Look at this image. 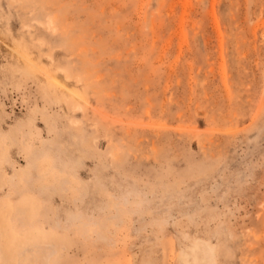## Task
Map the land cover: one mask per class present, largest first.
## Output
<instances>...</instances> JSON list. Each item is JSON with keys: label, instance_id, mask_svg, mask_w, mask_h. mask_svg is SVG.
Listing matches in <instances>:
<instances>
[{"label": "rangeland", "instance_id": "374dc122", "mask_svg": "<svg viewBox=\"0 0 264 264\" xmlns=\"http://www.w3.org/2000/svg\"><path fill=\"white\" fill-rule=\"evenodd\" d=\"M264 264V0H0V264Z\"/></svg>", "mask_w": 264, "mask_h": 264}, {"label": "bare ground", "instance_id": "6f19581e", "mask_svg": "<svg viewBox=\"0 0 264 264\" xmlns=\"http://www.w3.org/2000/svg\"><path fill=\"white\" fill-rule=\"evenodd\" d=\"M180 255L183 264H218L215 249L201 240L192 242Z\"/></svg>", "mask_w": 264, "mask_h": 264}]
</instances>
